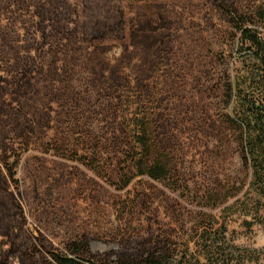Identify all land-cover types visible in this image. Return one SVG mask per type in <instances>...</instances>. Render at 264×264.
<instances>
[{
    "label": "rangeland",
    "instance_id": "obj_1",
    "mask_svg": "<svg viewBox=\"0 0 264 264\" xmlns=\"http://www.w3.org/2000/svg\"><path fill=\"white\" fill-rule=\"evenodd\" d=\"M223 7L251 18L264 0H0V264H49L81 241L128 259L187 242L204 214L264 264V193L229 190L246 171L223 117L227 83L256 66ZM142 102L188 190L124 187ZM219 182L215 202L191 198Z\"/></svg>",
    "mask_w": 264,
    "mask_h": 264
},
{
    "label": "trees",
    "instance_id": "obj_2",
    "mask_svg": "<svg viewBox=\"0 0 264 264\" xmlns=\"http://www.w3.org/2000/svg\"><path fill=\"white\" fill-rule=\"evenodd\" d=\"M222 16L237 32L245 49L244 59L255 63V69L243 71V75L231 79L226 86L224 98L229 110L225 112V127L234 130L240 148V159L246 174L242 179L231 181L229 190L247 186V192L256 189L264 193V35L259 33L253 19L264 22V8L259 7L253 15L242 14L234 9L222 8ZM158 46V45H157ZM257 74V75H256ZM223 98V99H224ZM138 116L126 119L128 145L124 151L125 168L122 169L124 187L136 177L161 182L173 191L188 190L174 153L165 144L164 130L154 104L142 102L137 107ZM11 179V177H9ZM227 190V191H229ZM226 192L219 182L203 196L192 194L195 200L209 204ZM191 194V193H190ZM199 196V197H198ZM133 204V203H131ZM130 204V205H131ZM250 212V211H249ZM212 215H200L193 224L194 235L185 243L164 242L160 248L142 251L128 259H97L90 256L85 242L68 246L66 252L51 253L49 264H248L257 253L235 246L226 235V229H215ZM205 224L210 227H206ZM247 227L251 223L245 221ZM256 262V260L254 261Z\"/></svg>",
    "mask_w": 264,
    "mask_h": 264
}]
</instances>
